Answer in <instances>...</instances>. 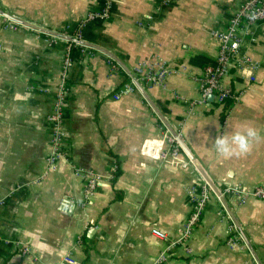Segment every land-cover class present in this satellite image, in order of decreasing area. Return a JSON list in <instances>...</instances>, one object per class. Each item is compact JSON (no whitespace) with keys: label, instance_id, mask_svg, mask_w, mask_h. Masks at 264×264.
<instances>
[{"label":"crops","instance_id":"crops-1","mask_svg":"<svg viewBox=\"0 0 264 264\" xmlns=\"http://www.w3.org/2000/svg\"><path fill=\"white\" fill-rule=\"evenodd\" d=\"M245 1L111 0L107 19L83 26L104 0H0L4 13L79 34L130 72L0 16V264H257L242 234L264 264V199L227 191L264 190V21L239 29V55L253 68L231 71L230 96L219 103L199 92L216 63L213 33ZM67 53L65 152L48 169ZM245 128L257 133L247 153L215 151L217 136ZM87 174L97 178L89 196Z\"/></svg>","mask_w":264,"mask_h":264},{"label":"built area","instance_id":"built-area-1","mask_svg":"<svg viewBox=\"0 0 264 264\" xmlns=\"http://www.w3.org/2000/svg\"><path fill=\"white\" fill-rule=\"evenodd\" d=\"M110 7L111 0H104L102 10L98 13L88 15L87 21L82 23L83 26L91 21H103L107 19ZM259 21H264V0H246L236 14L230 19L225 31L213 33V38L218 44V51L215 65L213 67L208 66L204 68L200 79L199 92L203 100L209 96H214L219 103H222L230 96L229 89L225 86L224 82L231 74V71L235 70L240 72L253 68V63L248 57L239 55L242 46V38L239 35V29L244 27V25L249 27ZM73 38L83 40L79 34H76ZM70 66L71 63L69 55L67 54L63 62L62 82L57 92L55 107L49 116L52 151L50 157L47 159L48 169H54V163L61 157L60 155L63 154L62 148L64 147L65 135L62 125L65 115V81L67 80V69ZM249 80L254 81L253 75L249 77ZM176 153V149L171 151L172 155H176ZM85 177L87 180L85 187L86 194L89 196L97 184V178H94L90 174H87ZM227 191L237 195L240 201H245L247 197L264 199V190L259 188L247 193L235 188L228 189ZM203 203L204 200H201L197 204L198 210L192 214L190 220L185 225L183 238L188 239L191 236V232L199 219ZM152 234L159 239H164L166 237L163 232L157 230L152 231Z\"/></svg>","mask_w":264,"mask_h":264},{"label":"water","instance_id":"water-1","mask_svg":"<svg viewBox=\"0 0 264 264\" xmlns=\"http://www.w3.org/2000/svg\"><path fill=\"white\" fill-rule=\"evenodd\" d=\"M0 16L4 17L5 19L13 22V23H16V24H19V25H22L24 27H27V28H30L32 30H35L39 33H42V34H45V35H48V36H51V37H55V38H58V39H62V40H65L67 42H70V43H75V44H78L80 46H84V47H87L89 49H92V50H95V51H98L102 54H104L106 57H108L109 59H111L112 61H114L117 65H119V67H121L127 74H130L129 70L126 69V67L123 65V63L117 59L112 53H110L109 51L97 46V45H94V44H91L89 42H86L84 40H77L75 38H73L72 36L70 35H66V34H62V33H58V32H55V31H51V30H48V29H44V28H41V27H38L36 25H33L31 23H28L26 21H23V20H20L18 18H15L7 13H4L3 11L0 10ZM136 87L138 88V90L140 91V93L142 94V96L145 98V100L149 103V105L151 106V108L153 109V111L156 112V114L158 115V117L161 119V121L164 123V119L163 117L158 113V111L156 110V108L154 107V105L152 104V102L148 99V97L146 96L145 92L143 91L142 88H140V86L138 85V83L133 80ZM178 144L181 146L182 150L184 151V153L190 158V160L193 162V164L196 166V168L198 169V171L201 173V175L203 176V178L205 179L207 185L212 189V191L214 192V194L219 198V200L222 202L223 206L225 207L226 211H228L227 207H226V204L220 194V192L218 191V189H216V187L208 180V178L203 174V172L199 169L197 163L195 162V160L191 157V155L187 152V150L185 149L184 145L181 143V141L175 136ZM229 213V211H228ZM234 222V221H233ZM246 246L248 247V249L250 250L251 254L253 255L255 261L257 264H261L258 257L256 256L255 252L253 251V249L251 248L250 244L248 243V241L245 239V237L243 236V234L241 235Z\"/></svg>","mask_w":264,"mask_h":264},{"label":"clouds","instance_id":"clouds-1","mask_svg":"<svg viewBox=\"0 0 264 264\" xmlns=\"http://www.w3.org/2000/svg\"><path fill=\"white\" fill-rule=\"evenodd\" d=\"M256 135L252 128L221 134L213 140V146L215 151L225 158L243 155L250 150L251 141Z\"/></svg>","mask_w":264,"mask_h":264},{"label":"rangeland","instance_id":"rangeland-1","mask_svg":"<svg viewBox=\"0 0 264 264\" xmlns=\"http://www.w3.org/2000/svg\"><path fill=\"white\" fill-rule=\"evenodd\" d=\"M6 20H7V19H6ZM7 22L9 23L10 21L8 20ZM67 54H68V53H67ZM67 54H66V55H67ZM51 147H52V145H51ZM62 150H63V154H64V152H65V151H64V147L62 148ZM51 151H52V148H51ZM63 154H62V155H60L61 157H59V159H61V158H62ZM191 233H192V232H191Z\"/></svg>","mask_w":264,"mask_h":264},{"label":"trees","instance_id":"trees-1","mask_svg":"<svg viewBox=\"0 0 264 264\" xmlns=\"http://www.w3.org/2000/svg\"><path fill=\"white\" fill-rule=\"evenodd\" d=\"M228 101H230L229 99L227 101H225L223 104H225V108H227L226 106H228L227 103H229Z\"/></svg>","mask_w":264,"mask_h":264}]
</instances>
